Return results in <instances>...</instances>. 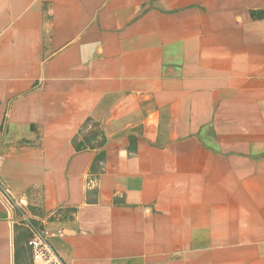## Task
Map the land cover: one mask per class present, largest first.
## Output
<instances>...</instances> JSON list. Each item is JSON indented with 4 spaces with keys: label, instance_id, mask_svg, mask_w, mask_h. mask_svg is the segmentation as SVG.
<instances>
[{
    "label": "crops",
    "instance_id": "0c3cea01",
    "mask_svg": "<svg viewBox=\"0 0 264 264\" xmlns=\"http://www.w3.org/2000/svg\"><path fill=\"white\" fill-rule=\"evenodd\" d=\"M262 9L0 0V178L63 261L264 264Z\"/></svg>",
    "mask_w": 264,
    "mask_h": 264
},
{
    "label": "built area",
    "instance_id": "2783aa9c",
    "mask_svg": "<svg viewBox=\"0 0 264 264\" xmlns=\"http://www.w3.org/2000/svg\"><path fill=\"white\" fill-rule=\"evenodd\" d=\"M0 204L7 213L12 225L20 226L28 232L31 264H67L53 249L49 242V234L36 219L5 186L0 178Z\"/></svg>",
    "mask_w": 264,
    "mask_h": 264
},
{
    "label": "trees",
    "instance_id": "16d2710c",
    "mask_svg": "<svg viewBox=\"0 0 264 264\" xmlns=\"http://www.w3.org/2000/svg\"><path fill=\"white\" fill-rule=\"evenodd\" d=\"M251 15L254 17H264V9L259 11H251Z\"/></svg>",
    "mask_w": 264,
    "mask_h": 264
}]
</instances>
